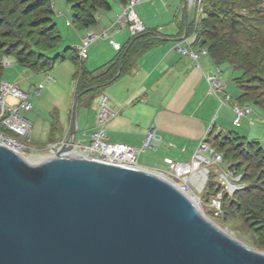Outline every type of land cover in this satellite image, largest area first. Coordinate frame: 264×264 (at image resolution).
<instances>
[{
	"label": "water",
	"instance_id": "95a60500",
	"mask_svg": "<svg viewBox=\"0 0 264 264\" xmlns=\"http://www.w3.org/2000/svg\"><path fill=\"white\" fill-rule=\"evenodd\" d=\"M93 89L54 157L0 146V264H264L157 173L70 154Z\"/></svg>",
	"mask_w": 264,
	"mask_h": 264
},
{
	"label": "crops",
	"instance_id": "0c3cea01",
	"mask_svg": "<svg viewBox=\"0 0 264 264\" xmlns=\"http://www.w3.org/2000/svg\"><path fill=\"white\" fill-rule=\"evenodd\" d=\"M111 6L109 12L99 13L95 27L83 31L81 39L114 22L123 5L111 2ZM135 9L145 29L157 31L164 39L159 45L143 53L128 72L117 76L101 90L80 98L78 109L84 110L83 115L86 110L95 111V115L85 126L83 124L81 127L77 121V134L82 133L80 141L84 138L89 140L95 127L98 105L102 97H106L107 106L113 115L106 125L109 141L140 147L146 136L153 131L151 148L139 155L137 163L141 168L156 172L167 168L165 159L190 162L201 138L213 131L227 132L225 128L229 121L235 126L233 106L238 105L239 100L238 97L232 98L229 95L225 85L221 92L212 93L207 78L219 67L209 57L200 55L194 61L178 51L177 47L187 46L198 51L194 39L186 35L184 0H170L163 4L142 0ZM126 31L127 34H113L111 37L120 45V50H124L132 37L129 30ZM89 48L87 58L81 64L86 72L94 75L112 66L121 55L120 50L113 48L110 39L97 40ZM73 67L74 74V64ZM221 74L220 70V79ZM46 81L53 80L47 76ZM75 95L76 89L73 99ZM226 97V105L221 106L220 102ZM251 115L243 118L239 126L243 121L252 126ZM68 133L69 128L63 132L58 143L66 140Z\"/></svg>",
	"mask_w": 264,
	"mask_h": 264
},
{
	"label": "rangeland",
	"instance_id": "374dc122",
	"mask_svg": "<svg viewBox=\"0 0 264 264\" xmlns=\"http://www.w3.org/2000/svg\"><path fill=\"white\" fill-rule=\"evenodd\" d=\"M77 1L82 0H75V2ZM165 1L170 2V0ZM42 2H47V4L42 5ZM110 2L115 1L110 0ZM143 2L149 1L143 0ZM155 2H161L163 4L162 1ZM184 2L185 14L187 16L185 27L187 28V26L190 27V25H193L194 29H199L201 21L206 18L202 10V0L198 1L194 10L191 11L188 9L187 0H184ZM47 9H52V14L47 13ZM164 11H166V9H164ZM135 12L138 14L137 9H135ZM50 15L53 17V22L61 36L58 47L55 49V52L50 53V57H53L55 53H62L68 48H77V45L81 41L80 36L84 35V32L76 30L72 24L70 27L66 25L67 21L72 23V13L66 0H0V51L5 52L6 50H11V53L15 57H17L16 54H21L20 56L22 57L26 56L31 50V46L27 44V42L31 41V37L28 35L32 33L33 37H37V35H41L45 32L47 33L49 26L52 24L51 21H47V19L50 20ZM105 25L106 24H104V26ZM11 27H15L17 32H19L23 38H26L27 41L22 43L13 38L11 39V37L8 38L7 36H9L11 32ZM107 27L108 26H105V28ZM189 32H191L190 29ZM114 34H127V31L126 29H122ZM188 37L194 39V33H190ZM117 39L121 40L120 38ZM194 45L198 47L199 51V46L196 43ZM122 50H120V53L123 52ZM89 51L90 48L88 49V54ZM205 55L210 58L208 52H206ZM2 56L3 54L0 55L1 62L3 60ZM36 57V54H34L29 58V61L34 62ZM211 61L214 64L212 59ZM73 68V63L67 59L63 62H56L52 69L42 73H34L15 62H13L10 67H3L2 69L0 77L3 80L17 84L20 89L31 94V101L34 106V111L29 116L33 124L30 134L31 138L30 140L18 138L20 142H23L33 150V156L27 157V160H31L29 161L31 164H36L40 162V160L46 159V149L57 143L62 137L63 132L65 133L69 128L68 125L71 122L74 100L73 92L75 90V81L72 78ZM219 68L222 72L221 81L224 83L229 95L232 98L239 97L241 92L234 86L235 83L233 80L239 77L240 73L233 71L227 65H221ZM47 76L51 77L53 81L47 82ZM254 82L255 81H251V84L248 85L253 86V84H256ZM35 87L40 89V97H35L33 95L32 91ZM257 94L258 93L252 95V98H257ZM238 105L246 106L247 102H239ZM251 109L253 110L251 115L253 119L251 120L253 123L252 126L250 123L243 121L241 127H235L232 126L231 121H229L225 128L227 132L213 131L209 140L211 143L216 144L217 147H215L221 152L220 154H226L227 159L221 167L222 170L227 168L233 170V181L238 182L239 187L242 188L235 191L237 193L251 187H260L264 189V179L261 176V170L254 168L255 164H253V160L245 156L247 153L253 154L257 151L258 146L250 145L248 152H241L244 143L242 139L237 142L229 139L232 141H229L231 143L227 144L226 147L220 148L218 146L220 142H222V139L229 134L228 132L243 137L247 141L256 140L262 143L264 142V110L256 106H251ZM83 111L82 109H78L77 113V121H79L81 127L83 124L85 126L87 121H91L95 115V111L93 110H86L84 115L82 113ZM215 135H218V137L216 140H213ZM81 136L82 133L79 132L77 134L76 143L86 145L89 140L84 138L80 141ZM207 137L209 136L207 135ZM59 142H61V140ZM225 142L228 143V141ZM262 150H260V152H264V149ZM27 153H29V150ZM248 156L253 157V155ZM234 164L235 166L236 164L239 165L238 169L232 166ZM204 167H206L209 172L206 181L200 186H191L188 196L196 204L202 214L221 230L243 243L248 248L264 253V213L261 214V217L257 215L261 219V226L260 223L253 224L247 221L245 216L240 214L236 209V203H232V201L234 202L236 199L241 203L242 199H238L235 192H229L222 187L215 166H202L201 169ZM217 183L219 184L218 186ZM258 206L261 205L259 204ZM260 208L264 209V207ZM257 212V208L252 210V213L257 214Z\"/></svg>",
	"mask_w": 264,
	"mask_h": 264
},
{
	"label": "trees",
	"instance_id": "16d2710c",
	"mask_svg": "<svg viewBox=\"0 0 264 264\" xmlns=\"http://www.w3.org/2000/svg\"><path fill=\"white\" fill-rule=\"evenodd\" d=\"M66 1L72 13L71 24L78 31L95 27L99 13L109 12L112 7L110 0ZM114 1L122 5L128 2V0ZM45 4L47 2H42V5ZM202 10L206 18L201 21L197 30L193 28V25L187 26V35L194 33V44L196 43L200 49H206L216 66L227 65L233 71L240 73L239 77L233 80L234 85L241 92L237 99L240 103L247 102L246 106H256L264 110V0H202ZM47 13L52 14V9H47ZM49 19L47 21H51L52 24L49 26L47 33H42L37 37H33L32 33L28 35L31 37V41L27 44L31 46V50L26 56L22 57L21 54H16L17 57H15L11 50L0 51V55L3 54L2 58H12L16 64L34 73L46 72L56 62L69 59L75 66L72 78L75 81L76 95L90 88L94 89L88 93L101 90L117 78L118 73L121 76L128 72L143 53L156 47L164 39L157 31L145 29L143 32L130 37L123 52L112 66L94 75L84 70L81 64L82 60L79 59L77 50L73 47L62 53H55L53 57H50V53L55 52L58 47L61 36L51 15ZM10 29L11 32L7 36L8 38L11 37V39L13 38L22 43L27 41L17 32L15 27ZM189 29L191 32H189ZM34 54L37 56L36 60L30 62L29 58ZM2 69L3 66L0 61V76ZM251 81H255L256 84H253V86L248 85L251 84ZM256 93H258L257 98L253 99L252 95ZM228 133L218 147L224 148L231 143L229 141L234 140L237 142L240 139L244 140L245 143L242 145L241 152H248L250 145L258 146L257 151L253 154L247 153L245 156L253 160L254 168L261 170V176L264 179V152H260L264 149V142L247 141L236 134ZM211 134L212 132L208 135L206 141L219 152L216 144L209 141ZM217 137L218 135H215L213 140H216ZM225 141H228V143ZM248 155H253V157ZM222 156L226 161V154L222 153ZM232 166L237 169L239 167L238 164ZM235 194L238 199H242L241 203L236 198V201H232V203H236V209L239 213L253 224L260 223L261 214L264 213V209L260 208L264 207V189L251 187L238 193L235 192ZM259 204L261 206H258ZM256 208L258 209L257 214L252 213V210Z\"/></svg>",
	"mask_w": 264,
	"mask_h": 264
},
{
	"label": "built area",
	"instance_id": "2783aa9c",
	"mask_svg": "<svg viewBox=\"0 0 264 264\" xmlns=\"http://www.w3.org/2000/svg\"><path fill=\"white\" fill-rule=\"evenodd\" d=\"M149 2L165 0H147ZM200 0H187L189 11L194 10L196 3ZM142 0H128L122 6L121 12L117 15L114 22L105 29L88 33L81 39L80 45L76 48L79 59L82 61L87 58V49L89 46L99 39H110L113 48L120 50V45L112 40V35L122 29H128L131 35H136L145 30L141 20L137 17L134 7L139 5ZM68 26L71 23L66 22ZM178 51L182 55L188 56L190 59L196 61L200 55H205L206 50L200 49L194 51L190 46L180 48ZM14 60L12 58H3L2 66L10 67ZM208 84L212 93L221 92L223 90V82L220 79V69L216 68L212 74L208 76ZM33 95L40 97V89L35 87ZM228 97L220 102L221 106H225ZM34 111V106L31 101V94L23 91L17 84L9 83L0 78V146L10 149L25 159L28 156H33V150L20 142L18 138L30 140V133L32 129V122L30 115ZM235 119L233 124L239 126L240 121L252 114V109L249 106H233ZM107 106V98L102 97L96 113L95 127L93 128L89 141L86 145L75 143L70 152L77 156L100 161L103 163L124 166L131 168H141L137 159L139 155L151 148V141L154 138V132H150L144 139L140 147H134L124 143H112L108 139L106 125L112 117ZM206 137L201 138L200 143L190 162H174L165 159L167 166L165 170L156 171L158 175L164 177L172 184H174L182 193L188 196L190 187L202 185L209 174L206 167L215 166L219 182L225 190L235 192L239 187L238 182L233 181V170L227 168L222 170L224 158L214 147L207 143ZM65 142H57L51 147L47 148V158L54 157L58 148ZM29 150V153L27 151ZM207 170V171H206ZM201 171L204 173L202 174ZM189 197V196H188ZM190 198V197H189Z\"/></svg>",
	"mask_w": 264,
	"mask_h": 264
},
{
	"label": "bare ground",
	"instance_id": "6f19581e",
	"mask_svg": "<svg viewBox=\"0 0 264 264\" xmlns=\"http://www.w3.org/2000/svg\"><path fill=\"white\" fill-rule=\"evenodd\" d=\"M70 154H71V155H74V156H77V155H75V154H72V152H70ZM77 157H81V156H77ZM26 160H27V159H26ZM42 160H43V159H42ZM42 160H40V162H41ZM29 161H31V160L28 159L27 162L30 163ZM30 164H31V163H30ZM201 173L204 174L202 171H201Z\"/></svg>",
	"mask_w": 264,
	"mask_h": 264
}]
</instances>
